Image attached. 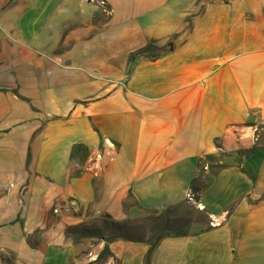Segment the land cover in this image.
Here are the masks:
<instances>
[{
  "label": "crops",
  "instance_id": "0c3cea01",
  "mask_svg": "<svg viewBox=\"0 0 264 264\" xmlns=\"http://www.w3.org/2000/svg\"><path fill=\"white\" fill-rule=\"evenodd\" d=\"M261 130L264 0H0V264H146L149 242L99 258L104 239L66 230L180 205L200 167L212 229L150 264L264 260Z\"/></svg>",
  "mask_w": 264,
  "mask_h": 264
},
{
  "label": "rangeland",
  "instance_id": "374dc122",
  "mask_svg": "<svg viewBox=\"0 0 264 264\" xmlns=\"http://www.w3.org/2000/svg\"><path fill=\"white\" fill-rule=\"evenodd\" d=\"M105 10V11H104ZM109 10L103 9L102 12V19L107 20L109 15ZM173 42V41H171ZM162 55L163 52H155L153 54H145L141 57L143 58H149L153 59L152 57L155 55ZM131 68L127 69V72L131 71ZM261 138H264V131H260L259 133ZM249 152V151H248ZM246 154H249V153ZM264 150L263 152H259V158H263L264 160ZM263 154V155H262ZM209 177L204 178L202 185L206 184L209 181ZM191 197H193L191 192ZM264 200V196H263ZM186 201H190L189 204H186V206H174L170 207L167 210L161 212V213H152V212H144V215L136 220H128L132 222V226L135 228L134 233L139 237L147 238L149 244L154 243L155 241L159 240L161 237L167 236V237H175L179 234H187L188 236L191 235H197L199 233H202L206 231L210 225L211 220L209 218V215L206 210L202 209L197 203L194 202L193 198L192 200L188 198ZM105 215L101 216L100 218H95L92 220H89L86 223L88 227L93 231L94 233H98L99 228L101 229V233H103L107 237H112V235L115 233V229L112 227H109L108 229H105L104 227V220ZM79 226V225H78ZM250 237L248 239V242H250V248H247V251H258L260 248V243L263 241H257L260 238ZM96 238V237H95ZM250 250V251H249ZM253 254V253H251ZM249 254V255H251ZM3 260L5 261H12L10 259V255L3 254ZM248 264H264V260H253L249 259Z\"/></svg>",
  "mask_w": 264,
  "mask_h": 264
},
{
  "label": "trees",
  "instance_id": "16d2710c",
  "mask_svg": "<svg viewBox=\"0 0 264 264\" xmlns=\"http://www.w3.org/2000/svg\"><path fill=\"white\" fill-rule=\"evenodd\" d=\"M174 49H175V44L171 41L168 43V45L163 46V47L157 45L156 43H151V44H148L146 47L140 49L136 53L132 54V56L130 57V61L135 60L137 56H143L145 54H150V53L153 54L157 51L160 53L161 52L167 53V52L173 51ZM160 56L161 55L159 54V55L153 56L152 58L155 59ZM77 153L82 154V157H85L86 154L88 156V151L84 145L75 146L74 154H73L74 157ZM224 168L225 166H222V165L214 166L211 168L212 174L216 175L219 172H221ZM204 173H205V170L203 169V167H200V176L196 178L192 182V185H191V192L193 195L192 198L194 202L197 203V205L199 204V200H200L199 195H200V192L203 186L202 182H203ZM189 203L190 201L189 202L185 201L178 206H186V204H189ZM146 212L158 213L156 211H151V210H147ZM103 223H104L105 229H108L109 227H112L115 229V233L112 235V237L105 236L103 233H101L102 231L100 228H99L100 232L94 233L93 231H91V229L86 224H81L79 226H74V227H68L66 230V235L75 240H79L81 238H92V237L104 239L106 242V246L99 258H103L107 255H112L110 248H109V244L115 241L121 240V239L126 240V241H131V242H148L147 238L139 237L134 233L135 228L132 226V222L130 221L118 222L112 219L110 215L106 214L104 217ZM211 229L212 227L210 226L207 230L209 231ZM183 236H188V235L179 234V235H176L175 237H183ZM165 238H168V237L164 236V237H161L159 240L155 241L154 243H150V248L145 258L146 264H150L154 251L159 246L160 242Z\"/></svg>",
  "mask_w": 264,
  "mask_h": 264
},
{
  "label": "built area",
  "instance_id": "2783aa9c",
  "mask_svg": "<svg viewBox=\"0 0 264 264\" xmlns=\"http://www.w3.org/2000/svg\"><path fill=\"white\" fill-rule=\"evenodd\" d=\"M100 4H101L102 7L106 8V2L105 1H100ZM189 198L192 200L191 193L189 195ZM54 212L58 213V210L56 209V210H54Z\"/></svg>",
  "mask_w": 264,
  "mask_h": 264
}]
</instances>
